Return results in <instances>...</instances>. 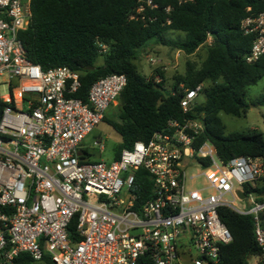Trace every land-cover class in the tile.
<instances>
[{"label":"built area","instance_id":"1","mask_svg":"<svg viewBox=\"0 0 264 264\" xmlns=\"http://www.w3.org/2000/svg\"><path fill=\"white\" fill-rule=\"evenodd\" d=\"M32 17L31 0H0V264L21 253L52 264H224L221 249L233 237L220 218L223 207L253 216L262 255L246 264H264V193L256 191L264 185V157L223 162L212 143L195 146L204 121L185 117L117 159L91 160L84 140L117 104L127 77H104L86 101L78 97V72L28 60L20 35ZM241 26L254 36L246 61L255 63L264 55V11ZM181 88L186 115L204 86ZM94 145L105 151L101 139ZM141 169L152 196L138 207Z\"/></svg>","mask_w":264,"mask_h":264},{"label":"trees","instance_id":"2","mask_svg":"<svg viewBox=\"0 0 264 264\" xmlns=\"http://www.w3.org/2000/svg\"><path fill=\"white\" fill-rule=\"evenodd\" d=\"M152 4L147 0H31L32 22L20 35L27 58L44 70L66 66L78 72L82 84L78 97L85 101L98 80L112 74L127 77L118 100L120 120L104 118L122 139L115 159L124 149H132L140 141L147 143L155 133L167 130L171 120L185 117L204 121L205 130L195 146L212 143L223 162L264 157L263 132H227L221 117L222 113L234 118L246 116L247 91L264 78V55L255 63L246 61L254 36L245 35L241 26L247 17L264 11V0H152ZM140 7L143 10L138 12ZM172 33L180 36L173 37ZM154 44L188 56L207 45V57L201 65L188 62L186 72L174 77L173 88L168 91L160 69L146 77L136 63ZM102 45L107 48L104 53ZM200 84L204 86L200 95L204 100H197L185 115L181 85L193 89ZM254 105H264V96ZM136 173L140 207L152 196V180L142 169ZM245 187L251 190L249 185ZM256 191L263 194L264 185ZM219 215L233 237L221 249L224 264H246L251 255H262L252 215L226 207L219 209ZM261 218L264 226V213ZM75 229L76 221L69 228L74 240ZM12 264L52 262L47 256L35 262L28 253H21Z\"/></svg>","mask_w":264,"mask_h":264},{"label":"rangeland","instance_id":"3","mask_svg":"<svg viewBox=\"0 0 264 264\" xmlns=\"http://www.w3.org/2000/svg\"><path fill=\"white\" fill-rule=\"evenodd\" d=\"M171 35L173 37L180 36L178 33H172ZM209 44L210 42L208 41L207 45ZM207 45L201 47L195 54L188 56L179 50L154 44L148 47L140 55L136 63L138 65L139 72L146 77L154 75L155 71L160 69L165 75V88L168 91H171L175 82L174 77L186 72L188 62L201 65L206 59ZM153 61L156 62L154 63ZM101 62L102 59L100 58L99 63ZM158 79L161 80L159 77ZM262 96H264V78L261 79L257 85L250 87L247 91L249 109L246 116L234 118L224 113L221 114V117L226 125V131L247 132L255 129L264 133V105H254V103ZM198 100L203 101L204 98L201 96ZM119 115L120 103L117 102L115 106H111L108 109L106 116L110 120L119 121ZM97 139H101L105 146V151H101L100 147L94 145V141ZM121 143V136L106 121H102L84 140V145L89 149L91 154L90 158L93 161H112L115 158L116 150ZM227 199L229 201H233L230 196H227ZM234 204L239 209L248 208V201L237 200Z\"/></svg>","mask_w":264,"mask_h":264},{"label":"water","instance_id":"4","mask_svg":"<svg viewBox=\"0 0 264 264\" xmlns=\"http://www.w3.org/2000/svg\"><path fill=\"white\" fill-rule=\"evenodd\" d=\"M238 196H239L241 199H244V198H245V194H244L242 191H238Z\"/></svg>","mask_w":264,"mask_h":264}]
</instances>
